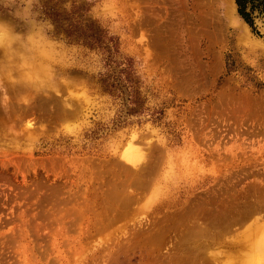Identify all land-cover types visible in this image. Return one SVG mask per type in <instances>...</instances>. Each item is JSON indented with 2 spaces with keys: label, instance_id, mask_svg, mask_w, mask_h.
<instances>
[{
  "label": "rangeland",
  "instance_id": "374dc122",
  "mask_svg": "<svg viewBox=\"0 0 264 264\" xmlns=\"http://www.w3.org/2000/svg\"><path fill=\"white\" fill-rule=\"evenodd\" d=\"M225 7L0 0V264H253L264 10Z\"/></svg>",
  "mask_w": 264,
  "mask_h": 264
},
{
  "label": "bare ground",
  "instance_id": "6f19581e",
  "mask_svg": "<svg viewBox=\"0 0 264 264\" xmlns=\"http://www.w3.org/2000/svg\"><path fill=\"white\" fill-rule=\"evenodd\" d=\"M225 1V13H226V15L228 16V17H232V12H233V8H232V0H224ZM185 4V3H184ZM215 18V17H214ZM206 19V18H205ZM205 27V26H204ZM240 27V26H239ZM241 28V27H240ZM199 31V30H198ZM7 46H9V45H7L6 43H5V48H7ZM10 47V46H9ZM244 50V49H243ZM5 52H7V57H9V59L11 58V62H12V50H10V49H6L5 50ZM250 53V52H249ZM35 57H40L39 55H35ZM25 66V65H24ZM40 67V63L39 62H37V64H35L34 66H33V68H34V70H40V69H38ZM24 67H22V66H19L18 68H16V74L18 75V76H20V78L21 79H24V69H23ZM10 71H11V73H12V67H8L7 65H6V67H4V70H3V72L4 73H10ZM128 153H129V151H128ZM137 155H132V156H130V158L129 159H133V158H135ZM209 231V230H208ZM205 232V231H204ZM206 236V235H205ZM200 237V236H199ZM200 239V238H199ZM194 255V254H193ZM252 256V255H251ZM252 258V257H251ZM250 258V259H251ZM252 261H253V264H264V236L261 238V240H260V246L259 247H257L256 248V250L254 251V253H253V259H252ZM251 262V261H250ZM248 262H246V264H247Z\"/></svg>",
  "mask_w": 264,
  "mask_h": 264
},
{
  "label": "trees",
  "instance_id": "16d2710c",
  "mask_svg": "<svg viewBox=\"0 0 264 264\" xmlns=\"http://www.w3.org/2000/svg\"><path fill=\"white\" fill-rule=\"evenodd\" d=\"M239 7V13L249 25H253L252 11L255 7H261L264 10V0H236ZM250 4L249 6H247ZM249 8L250 10H247Z\"/></svg>",
  "mask_w": 264,
  "mask_h": 264
},
{
  "label": "clouds",
  "instance_id": "9594fccd",
  "mask_svg": "<svg viewBox=\"0 0 264 264\" xmlns=\"http://www.w3.org/2000/svg\"><path fill=\"white\" fill-rule=\"evenodd\" d=\"M15 35L14 25L10 24L7 20L0 19V49L5 47L6 41L11 46L14 43L12 38Z\"/></svg>",
  "mask_w": 264,
  "mask_h": 264
},
{
  "label": "water",
  "instance_id": "95a60500",
  "mask_svg": "<svg viewBox=\"0 0 264 264\" xmlns=\"http://www.w3.org/2000/svg\"><path fill=\"white\" fill-rule=\"evenodd\" d=\"M232 5H233L232 8H233L234 17L238 21L237 22L238 25L241 26L242 28H244L247 31V33H248L250 38L253 37L252 33L250 31L251 28H250L249 24L246 22V20L239 13V7H238V5L236 3V0H232Z\"/></svg>",
  "mask_w": 264,
  "mask_h": 264
}]
</instances>
